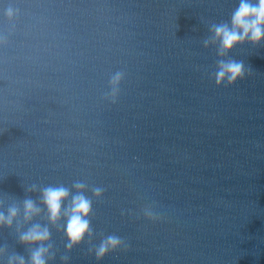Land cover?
<instances>
[{"label": "clouds", "instance_id": "1", "mask_svg": "<svg viewBox=\"0 0 264 264\" xmlns=\"http://www.w3.org/2000/svg\"><path fill=\"white\" fill-rule=\"evenodd\" d=\"M7 15L11 17L13 10L9 9ZM208 32L209 35L202 41L203 47L205 49L215 47L218 57L212 79L217 87L234 86L238 81L243 80L248 72L244 61L230 58L229 53L245 44L253 47L264 45V0H239L230 18L220 22H210ZM122 75L117 72L110 81L113 85V96ZM72 188L76 190L75 193L63 185H50L39 190L40 201L46 209L48 222L56 225L61 219L65 220L63 231L67 240L65 244L67 251L80 245L86 236L90 238L93 235L90 221L93 212L92 199L84 194L87 185L77 181ZM35 190H37L35 185L29 189V191ZM103 192L104 189L101 187L92 189L96 198H100ZM41 211V207L31 198H25L20 204L12 203L6 210L3 201L0 200V228L11 229L15 223L18 243L28 252L27 257L19 253L7 255L6 264H48L50 259H54L49 228L47 225L33 223L34 218L39 216ZM145 215L150 219L157 218L148 210H145ZM24 224L31 226L23 230ZM122 247L127 248L124 239L110 234L101 239L99 245L90 249V252L97 261H100ZM6 251V246L0 247V256H4ZM62 259L67 261L68 257Z\"/></svg>", "mask_w": 264, "mask_h": 264}]
</instances>
